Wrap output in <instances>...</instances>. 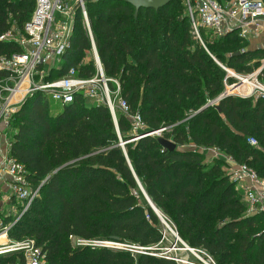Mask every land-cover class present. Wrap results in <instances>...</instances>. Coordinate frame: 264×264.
I'll use <instances>...</instances> for the list:
<instances>
[{"label": "trees", "instance_id": "trees-1", "mask_svg": "<svg viewBox=\"0 0 264 264\" xmlns=\"http://www.w3.org/2000/svg\"><path fill=\"white\" fill-rule=\"evenodd\" d=\"M33 9L29 1L0 0V36L22 31ZM86 9L105 77L117 79L122 99L148 131H170L131 141L130 123L120 112L115 125L106 106L80 95L62 109L33 95L11 120L8 155L39 194L8 239L33 240L46 264H175L154 256L166 247L165 229L139 183L188 247L205 250L216 264H264V213L246 215L241 191L220 171V160L181 149L215 148L264 179V101L227 96L216 107L206 105L224 90L226 73L216 62L249 73L248 63L264 60V50H249L247 42L232 49L243 43L237 33L217 38L227 58L194 44L181 0L158 11L140 10L137 18L131 6L112 0H87ZM90 49L76 21L70 47L48 79L71 67L79 77H92V59L84 62ZM20 52L0 42V55ZM251 136L259 147L247 143ZM119 139L127 142L123 148ZM159 139L176 150L164 149ZM0 264H25L24 253L2 254Z\"/></svg>", "mask_w": 264, "mask_h": 264}, {"label": "built area", "instance_id": "built-area-1", "mask_svg": "<svg viewBox=\"0 0 264 264\" xmlns=\"http://www.w3.org/2000/svg\"><path fill=\"white\" fill-rule=\"evenodd\" d=\"M34 5L30 20L22 31L12 29L0 36V42H11L21 49L20 53L0 55V136L6 142L9 152L10 123L22 105L33 95L42 94L60 109L70 105L75 95H80L94 105H104L108 109L114 124L116 114L120 112L130 123L131 134L137 141L147 137H161L167 128L148 131L138 112H133L121 97L117 79L105 77L99 61L91 31V22L86 9L87 0H21ZM189 18L191 33L206 50L203 33L219 38L237 33L242 40L256 38L264 26L263 0H181ZM78 21L86 32L90 42L95 73L90 78L78 76L76 68L71 67L64 75L49 76L52 70L59 67L61 58L69 49L74 32V24ZM226 73L223 92L207 106L216 107L223 97L232 96L239 99L264 101V60L249 73H237L216 62ZM231 80V81H230ZM127 143V142H126ZM119 139L121 148L126 144ZM251 146L257 144L253 138L247 139ZM182 150H194L203 154L206 160H220L232 182L236 183L242 193L246 205V215L254 216L264 213V179L246 164L237 163L231 156L225 155L215 148H200L194 145L182 146ZM7 185L17 211V219L29 209L38 197L39 187L33 188L26 180V171L8 154L0 156V185ZM12 224V225H14ZM168 225V224H167ZM175 238V244L160 250L158 256L175 264H216L215 260L201 248H190L184 244L177 234L165 226ZM167 241L166 232L162 242ZM180 243L187 256L172 254L173 248ZM127 248L119 244L96 243L95 245ZM1 250L0 254L22 251L25 264H46L40 248H36L33 240L13 242ZM143 251V250H142ZM191 256V259L189 258Z\"/></svg>", "mask_w": 264, "mask_h": 264}, {"label": "rangeland", "instance_id": "rangeland-1", "mask_svg": "<svg viewBox=\"0 0 264 264\" xmlns=\"http://www.w3.org/2000/svg\"><path fill=\"white\" fill-rule=\"evenodd\" d=\"M94 1V0H93ZM14 29V28H13ZM206 39H207V43L205 42V47H206V49L210 52L211 51V53L213 54V53H215V52H220V53H223V54H225V56H226V58H227V56H228V53H227V51L225 50V48L224 47H218V46H216L215 45V43H217V38H215V37H211L210 35H208L207 33H206ZM191 38H192V42L194 43V44H198V45H200L199 44V42L195 39V38H193L192 36H191ZM244 42H245V45H246V42L247 41H245V40H243V43H237V44H235L234 45V47H231L232 49L233 48H236V47H241V46H244ZM201 46V45H200ZM215 58V57H214ZM92 59V56L91 55H86V58L84 59V62L86 61V62H88L89 60H91ZM263 60H259V61H257V59H254V60H251L248 64L251 66V68H252V70H255V65L258 63V65L256 66V67H258L259 65H260V63L262 62ZM217 64V63H216ZM219 64H221V65H223V66H225V61H221V62H219ZM218 65V64H217ZM219 66V65H218ZM220 67V66H219ZM221 68V67H220ZM254 68V69H253ZM251 100L252 101H255L253 98H251ZM207 105V104H206ZM188 114H189V117L187 118V120H189L191 117H192V114H191V111H188L187 112ZM186 124V123H185ZM170 131V130H169ZM169 131H167V132H169ZM250 138V137H249ZM251 138H253V139H255L256 140V142H257V144L255 145L256 147H259V142H258V140H257V138L255 137V136H251ZM185 147H187V145L185 146ZM262 148V147H261ZM262 150L264 151V149L262 148ZM223 165V164H222ZM221 165V170L220 171H222L223 173H224V175L225 176H228V171L226 170V168H225V166L223 165L222 166ZM229 177V176H228ZM230 182L231 183H233V184H235V187H236V189L238 190V191H240L239 190V187L237 186V184L236 183H234V182H232V180L230 179ZM5 195H7V194H5ZM241 196H242V193H241ZM4 200H6V199H4V194L3 193H0V201H4ZM9 203H10V205H11V203H12V208L11 207H9V204H8V200H7V203H5V204H3V202L2 203H0V251L1 250H5L4 248L5 247H8L9 246V244H11V243H13V242H21V241H12V240H10V239H8V230L13 226L12 224H14V222H15V220L17 219V217H18V215H17V210L18 209H14L13 207H16L15 205V203H14V200L12 201V202H10L9 201ZM21 218V217H20ZM20 218H19V220H20ZM8 223H9V225H8ZM171 228V227H170ZM164 229H165V232H166V239H167V241H165V244H166V247L167 246H169V244H175L176 243V241H175V238L173 237V235H172V233L164 226ZM172 229V228H171ZM173 230V229H172ZM174 231V230H173ZM175 232V231H174ZM176 233V232H175ZM26 240H29V239H26ZM22 241H25V240H22ZM72 243L73 244H80V245H86L87 244V242H82V241H78V240H72ZM91 244V243H90ZM96 244V242L95 243H93L92 245H95ZM98 246V245H97ZM9 253H11V252H9ZM172 254H184V255H186L187 256V253H185V251H184V249H182V246H181V244L180 243H178L176 246H175V248H173V251H172ZM0 255H2V254H0ZM190 259H191V256L189 257Z\"/></svg>", "mask_w": 264, "mask_h": 264}, {"label": "water", "instance_id": "water-1", "mask_svg": "<svg viewBox=\"0 0 264 264\" xmlns=\"http://www.w3.org/2000/svg\"><path fill=\"white\" fill-rule=\"evenodd\" d=\"M112 1H116L119 3H123L126 5L131 6L134 9V18H137L138 13L140 10H154V11H158L160 9L165 8L166 6L170 5L173 2H177L180 0H112ZM234 97V95H232ZM225 97H223L222 99H224ZM221 99V100H222ZM217 111L220 112L219 108L217 107ZM135 137H133L132 139H134ZM159 143L162 145V147L166 150L169 151H175L176 150V146L173 142L171 141H166L163 139H159ZM139 188L147 202V204L149 205L150 209L154 212V214L159 218V220L161 221V224L163 226H168L166 221L162 218V216L160 215V213L158 212V210L156 209V207L152 204V202L149 200V198L147 197L146 193L144 192L143 188L141 187V185L138 183ZM87 246H97V245H92L90 243L86 244ZM105 246H110L107 244H103Z\"/></svg>", "mask_w": 264, "mask_h": 264}, {"label": "crops", "instance_id": "crops-1", "mask_svg": "<svg viewBox=\"0 0 264 264\" xmlns=\"http://www.w3.org/2000/svg\"><path fill=\"white\" fill-rule=\"evenodd\" d=\"M246 41L248 43V49L249 50H255V49L264 50V26L262 27V32L260 33V35L258 37L250 38L249 40H246ZM4 154H8V149L6 147L5 140H3L0 136V156L4 155ZM0 193H3L4 199H6L4 201H0V203L3 202V204H5V203H7V200H8L9 207L12 208V203L10 205L9 201L12 202L13 198L8 191L7 185H3V184L0 185ZM5 194H7V195H5Z\"/></svg>", "mask_w": 264, "mask_h": 264}, {"label": "bare ground", "instance_id": "bare-ground-1", "mask_svg": "<svg viewBox=\"0 0 264 264\" xmlns=\"http://www.w3.org/2000/svg\"><path fill=\"white\" fill-rule=\"evenodd\" d=\"M108 244L115 245V243H108ZM116 245H117V244H116Z\"/></svg>", "mask_w": 264, "mask_h": 264}]
</instances>
